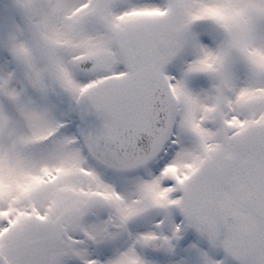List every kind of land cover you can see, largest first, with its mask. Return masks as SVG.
Returning a JSON list of instances; mask_svg holds the SVG:
<instances>
[{"label":"snow or ice","instance_id":"obj_1","mask_svg":"<svg viewBox=\"0 0 264 264\" xmlns=\"http://www.w3.org/2000/svg\"><path fill=\"white\" fill-rule=\"evenodd\" d=\"M0 264H264V0H0Z\"/></svg>","mask_w":264,"mask_h":264}]
</instances>
